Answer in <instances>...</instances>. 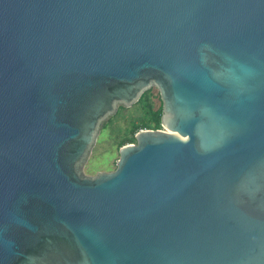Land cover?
I'll return each instance as SVG.
<instances>
[{
	"label": "water",
	"instance_id": "1",
	"mask_svg": "<svg viewBox=\"0 0 264 264\" xmlns=\"http://www.w3.org/2000/svg\"><path fill=\"white\" fill-rule=\"evenodd\" d=\"M0 264H264V0H0Z\"/></svg>",
	"mask_w": 264,
	"mask_h": 264
},
{
	"label": "rangeland",
	"instance_id": "2",
	"mask_svg": "<svg viewBox=\"0 0 264 264\" xmlns=\"http://www.w3.org/2000/svg\"><path fill=\"white\" fill-rule=\"evenodd\" d=\"M163 110V101L156 86L144 92V98L132 106H120L118 111L106 120L98 135L96 144L88 160L83 165V173L93 176L98 171H111L117 166L119 149L123 140L136 141L135 128L139 130L143 123L155 126V112ZM163 128V125L161 126Z\"/></svg>",
	"mask_w": 264,
	"mask_h": 264
},
{
	"label": "trees",
	"instance_id": "3",
	"mask_svg": "<svg viewBox=\"0 0 264 264\" xmlns=\"http://www.w3.org/2000/svg\"><path fill=\"white\" fill-rule=\"evenodd\" d=\"M143 98H144V93H143L141 99H143ZM162 112H163L162 111V108L160 110H158V111L155 112V117H154L155 126L153 128H161V126H162V122H161ZM142 125L143 126H141V128H150L149 127V122L148 123H143ZM138 131H139V128L136 127L135 128V133L138 132ZM129 142H133V141H130L128 139H125V140H123L122 145H124L126 143H129Z\"/></svg>",
	"mask_w": 264,
	"mask_h": 264
}]
</instances>
